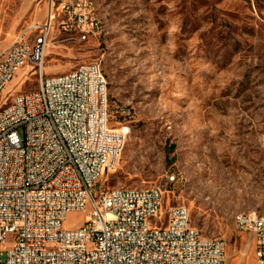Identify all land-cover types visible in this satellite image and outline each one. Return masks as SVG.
<instances>
[{
  "label": "rangeland",
  "instance_id": "rangeland-1",
  "mask_svg": "<svg viewBox=\"0 0 264 264\" xmlns=\"http://www.w3.org/2000/svg\"><path fill=\"white\" fill-rule=\"evenodd\" d=\"M95 6L97 36L78 40L55 20L44 72L99 63L110 127L130 125L96 188L160 186L167 204L189 208L201 235L225 240L227 264H254L253 235L238 231L235 217L264 216V0ZM49 7L50 0H0V51L30 39ZM36 86V69L25 64L0 103ZM85 214L68 212V225Z\"/></svg>",
  "mask_w": 264,
  "mask_h": 264
},
{
  "label": "built area",
  "instance_id": "built-area-1",
  "mask_svg": "<svg viewBox=\"0 0 264 264\" xmlns=\"http://www.w3.org/2000/svg\"><path fill=\"white\" fill-rule=\"evenodd\" d=\"M90 10V0H50L31 38L0 51V94L25 64L37 73L35 89L0 103V264H227L225 240L201 235L160 186L96 188L130 125L110 127L99 63L44 72L55 20L85 40L100 32ZM70 211L86 214L72 226ZM235 225L253 235L254 264H264V219L243 214Z\"/></svg>",
  "mask_w": 264,
  "mask_h": 264
},
{
  "label": "bare ground",
  "instance_id": "bare-ground-1",
  "mask_svg": "<svg viewBox=\"0 0 264 264\" xmlns=\"http://www.w3.org/2000/svg\"><path fill=\"white\" fill-rule=\"evenodd\" d=\"M91 2V10H90V17L91 19H96V23L100 24V32L99 34L102 32V25H101V21L97 16L96 13V6H95V0H90ZM79 15H87V6L86 5H79ZM12 100H15V96L13 97ZM254 217H257V219H264V216H259L257 214H253ZM243 216V214H239L235 217V221H240L241 217Z\"/></svg>",
  "mask_w": 264,
  "mask_h": 264
}]
</instances>
